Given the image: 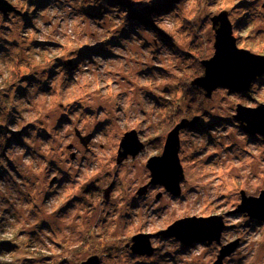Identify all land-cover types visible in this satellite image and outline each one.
<instances>
[{
  "label": "rangeland",
  "instance_id": "1",
  "mask_svg": "<svg viewBox=\"0 0 264 264\" xmlns=\"http://www.w3.org/2000/svg\"><path fill=\"white\" fill-rule=\"evenodd\" d=\"M6 1L13 8L6 14L0 11V235L13 244L7 257L24 264H73L66 258L70 248L78 245L86 252L93 245L82 261L95 254L101 257L104 248L109 261L124 264H212L218 245L239 240L235 254L224 264L264 261L263 226L241 213L225 216L239 204L241 190L249 195L264 187V144L232 118L237 104L264 103V74L241 93L217 88L200 101L201 107L184 85L196 73L199 57L213 54L210 18L221 11L228 14L236 46L264 55V0H170V11L156 20L167 38L131 18L122 0ZM53 10L62 15L48 18ZM77 19L80 23L73 25ZM37 21L43 26L37 27ZM85 38L95 43L75 47ZM92 53L102 57L101 65L90 60L81 71L83 58ZM93 66L97 70L106 66L111 84L123 89L117 102L102 98L111 91L107 80L104 88L96 89L100 96L88 94L95 107L75 98L81 87L88 90L82 80ZM60 67L68 76L58 88ZM161 79L179 84L150 83ZM34 85L39 87L33 90ZM58 93L62 99L54 108ZM141 96L145 104L139 102ZM177 103L188 117L204 109L202 122L211 120L207 130L179 133L184 174L180 195L156 187L138 196L150 178L146 163L140 164L141 151L117 162V155L109 157L102 141L121 140L125 132L136 131L132 124L139 123L146 126L136 131L139 141L151 146L155 154L150 157L160 155L168 128L180 119L175 116ZM43 109L47 111L41 117ZM154 118L159 126H154ZM75 130L89 136L86 146ZM182 135L190 138L183 140ZM109 159L117 163L116 171L90 175ZM192 210L201 214L181 215ZM216 214L224 216L220 244L188 248L171 238L153 237L167 243L150 257L125 248L134 235L156 233L147 231L154 226L153 217L166 222ZM121 239L122 246L117 243ZM112 242L113 249L108 246Z\"/></svg>",
  "mask_w": 264,
  "mask_h": 264
},
{
  "label": "water",
  "instance_id": "2",
  "mask_svg": "<svg viewBox=\"0 0 264 264\" xmlns=\"http://www.w3.org/2000/svg\"><path fill=\"white\" fill-rule=\"evenodd\" d=\"M12 10V6L6 0H0V11L3 14ZM210 21L214 31L213 54L201 61L203 74L193 79L190 84L200 88L206 98H210L217 88H227L239 93L247 91L251 83L264 73L262 71L264 55L254 54L236 46L235 38L232 36V24L226 11L212 16ZM233 118L242 124L245 133L261 136L264 144V103H260L256 107L237 104ZM192 124L193 121L182 119L166 134L161 154L150 157L145 164L150 177L148 184L159 185L165 192L174 196L180 195V182L183 180L184 174L178 157L179 132ZM75 132L83 146H86L89 136L82 137L78 130ZM120 144L117 162L128 156L135 157L144 148L134 130L125 132ZM146 187V185L141 187L137 191V195H142ZM104 195L108 196L107 189ZM233 213H241L249 219L264 223V189L260 191L259 198L248 196L244 191H240L239 204L226 216ZM224 227L223 215L185 217L176 220L167 229L154 234L134 235L131 237L130 243L125 244V248L135 255L150 257L155 250L150 243L153 237L171 238L185 247L194 244L219 243ZM237 245L238 240L223 245L212 264H223V260L234 252ZM100 262L101 257L94 255L82 261L81 264H100Z\"/></svg>",
  "mask_w": 264,
  "mask_h": 264
},
{
  "label": "clouds",
  "instance_id": "3",
  "mask_svg": "<svg viewBox=\"0 0 264 264\" xmlns=\"http://www.w3.org/2000/svg\"><path fill=\"white\" fill-rule=\"evenodd\" d=\"M69 3H71V0H68ZM136 3H143L145 5L151 6L153 0H135ZM67 11H71V9H67ZM48 18H51V16L53 15H62V13H57L54 10L47 13ZM190 19H192V17H190ZM125 21H121L120 23L123 24ZM73 25H78L80 23L79 19H77L76 21L72 22ZM43 26V21H37V27H42ZM47 32V30H46ZM73 39L76 38V33H73ZM95 41L94 40H89L87 38H85L80 44L75 45V47L79 48L82 47L83 44H89L92 45L94 44ZM147 55V54H145ZM73 58H76V54L73 53ZM95 61L96 62V66L101 65L102 63V57L96 53H92L90 56L88 57H84L83 61L80 64V68L81 71H83L84 69H87L89 61ZM93 66L92 69H90V74L87 76L83 77L82 83L83 84H87L88 85V90L85 91L83 89V87L80 88L78 95L75 97L77 99H83L86 104L85 106H93L95 107V102L91 101L88 99V94L91 93L92 95L95 96H100V93H98L96 91L97 88H104L105 87V81L107 80L108 84H111L112 81V77H107L106 73H107V68L105 67H100L99 70H97V67ZM59 73V79L57 80V86L58 88L64 83V81L67 80V76H68V70L66 68L60 67L57 68L56 70ZM262 71H264V69H262ZM3 82L0 81V84H2ZM151 84L155 85L156 87H162L164 85H178L179 81L172 79V80H156V81H151ZM36 87H39V85H34L33 86V90H35ZM72 91H77L76 89H72ZM123 91V89H121L119 87V85L116 84H111V91L107 94H105L102 98L106 99L109 101V103H114L117 102V93ZM181 99L183 98V93H181ZM62 99V94L58 93V98L56 103H54L52 105V107H56V104L59 103V100ZM139 102L141 104H145L146 101L143 100V97L141 96L139 98ZM132 101L131 98L129 99V105H131ZM13 104H15V101H13ZM43 111H47V109H43L41 112V117L43 114ZM220 114H223L222 112ZM106 117L104 115L100 116V119H105ZM33 119H35V117H33ZM153 124L154 126H159V120L155 119L153 120ZM131 127L135 128L137 133H140L142 131L145 130V125L143 124H139V123H134L131 125ZM15 130V129H14ZM68 131H70V129H67ZM33 136H35V132L32 133ZM183 140H188L190 137L189 136H184L182 135L181 137ZM97 142H101V141H97ZM103 143L108 145V156L109 157H115L117 155V152L120 150L121 144H120V138L116 137H109L107 140H103ZM201 144H203V140L200 141ZM22 154V153H21ZM155 153L151 150V146L150 145H145V147L141 150L140 153V164L141 166L145 163L148 162V159L151 155H154ZM108 171V172H114L117 170V163L115 162L114 159H109L105 166L103 168H97L96 172L91 173L90 175H95L97 172L102 173L103 171ZM163 190V189H161ZM134 194V193H133ZM249 195H256L257 198H259V194L258 193H251L249 192ZM199 215L201 213L197 212L196 210H192L191 212H187V213H182L181 215ZM175 219L176 218H166V222L161 221V222H156L155 218L153 217V223L154 226L153 227H149L147 229L148 232H157V231H161L164 229H167L170 225L175 223ZM143 221H138V223H142ZM118 244H120L122 246V239L117 241ZM150 243L152 244V246L154 248H159L161 247L162 244H166L167 242L163 239H153L150 241ZM95 246L90 245L88 250L85 251H80L79 250V246H73L72 248H70L67 253H66V258L70 261L73 262V264H81V261L89 254H91L93 252ZM201 252L205 251L204 248L200 249ZM104 250L101 249V260L104 261V264H124L123 261H117L115 259L109 261L104 255H103ZM122 255H126V253L122 254ZM255 253H254V257H255ZM127 264H132V262H127ZM260 264H264V261H261Z\"/></svg>",
  "mask_w": 264,
  "mask_h": 264
},
{
  "label": "trees",
  "instance_id": "4",
  "mask_svg": "<svg viewBox=\"0 0 264 264\" xmlns=\"http://www.w3.org/2000/svg\"><path fill=\"white\" fill-rule=\"evenodd\" d=\"M87 1H90V0H87ZM102 1H103V3H105L107 0H102ZM122 1L124 4L126 3L125 5H126L127 9L129 10L130 17L133 18L137 23H140L145 27H150L148 29H153L155 32L158 33V35L160 37L167 38V36L156 25V22H157L156 20H158V18H160L161 16H164L166 13H168V11H170V0H158L156 2H152L151 6L145 5L143 3H134V2H132V0H122ZM131 4L132 5H138L139 7L133 8V7H131ZM199 59H200V60H198V68L199 69L196 68V70H197V71L195 70L196 73H194L192 78H188L187 83L184 84V85H186V92L187 93H190L191 90L193 91V93H194L193 98L199 101V104L197 105L198 107L204 101V98L209 99V98H206L204 96V92L200 88L194 87L193 85L190 84L194 78L201 76L203 73L201 61L204 60L205 58L199 57ZM200 70L202 72H200ZM200 101H202V102H200ZM177 107L179 109H177V111H176L177 115H175V116H178V118H180V119H178V121H180L181 119H187L188 121H193V124L188 126L185 129H188V131L189 130L192 131V130H198L200 127H202L203 130H207L208 123H210L211 120H209V122H206V121L202 122V120H203L202 116H204L207 113L206 110H204V109L200 110L199 109L200 114L197 113L196 115L188 117L189 113L183 112V110L181 109L180 103H177ZM172 126H173V124L171 125V127ZM241 129H242V127H241ZM169 130L170 129L168 128V131ZM243 132H244V130H243ZM115 244L116 243L109 244L108 246L112 247V249H113L116 247V246H113ZM105 247H106V245H105ZM12 248H13V244L9 243L7 240L2 238V236L0 235V264H24L22 262V260L19 261V260L13 259L12 257H9V256L7 257V254L12 250ZM95 253H96V251H95ZM97 253H99V252H97ZM95 256H98V255L95 254ZM53 264H57V263H53Z\"/></svg>",
  "mask_w": 264,
  "mask_h": 264
},
{
  "label": "flooded vegetation",
  "instance_id": "5",
  "mask_svg": "<svg viewBox=\"0 0 264 264\" xmlns=\"http://www.w3.org/2000/svg\"><path fill=\"white\" fill-rule=\"evenodd\" d=\"M233 28V27H232ZM235 42H236V40H235ZM239 48V47H238ZM240 49H243V48H240ZM243 50H245V49H243ZM254 54H258V55H262V54H260V53H254ZM264 74V73H263ZM262 74V75H263ZM261 75V76H262ZM261 76H259V77H257L252 83H251V85L253 84V83H255ZM250 85V86H251ZM234 92V91H233ZM178 123V122H177ZM176 124V123H175ZM175 124H174V126H175ZM173 126V127H174ZM172 127V128H173ZM185 130H188V129H182L181 131H185ZM180 131V132H181ZM179 132V133H180ZM253 136H256V137H258L261 141H262V138H261V136H259V135H253ZM146 190H147V188H150V189H153L154 190V188H156V187H161V186H159V185H153V184H146ZM262 189H264V187L262 188ZM262 189H260L257 193L259 194L260 193V191L262 190ZM145 190V191H146ZM242 191V190H241ZM145 193V192H144ZM246 194V193H245ZM247 195V194H246ZM139 196V195H138ZM248 196H256V195H248ZM243 216H245V217H247L246 215H244V214H242ZM225 216H226V214H225ZM248 218V217H247ZM249 219V218H248ZM249 220H254V221H256L257 223H259V224H261L262 226H263V228H264V223H262V222H260V221H258V220H255V219H249ZM221 237H222V235H221ZM176 241V240H175ZM221 242V241H220ZM220 242L219 243H217V244H220ZM207 245H210V244H204L203 246H207ZM223 245H225V244H223ZM222 244H220V245H218L219 246V249L223 246ZM238 245H239V240H238ZM238 245H237V247H238ZM192 247L193 246H195V244L194 245H191ZM191 246H189L188 248H190ZM236 250H237V248L234 250V252L231 254V255H229V257H226L224 260H227V259H229L231 256H233V254H235V252H236ZM219 251V250H218ZM218 253V252H217ZM216 256H217V254H216ZM224 262V261H223ZM224 264V263H223Z\"/></svg>",
  "mask_w": 264,
  "mask_h": 264
},
{
  "label": "bare ground",
  "instance_id": "6",
  "mask_svg": "<svg viewBox=\"0 0 264 264\" xmlns=\"http://www.w3.org/2000/svg\"><path fill=\"white\" fill-rule=\"evenodd\" d=\"M213 40H214V36H213ZM202 70H203V68H202ZM199 77V76H198ZM197 78V77H196ZM196 78H194V79H196ZM223 89H227V88H223ZM237 124L240 126V127H242V124L240 123V122H237ZM250 136H252V135H250Z\"/></svg>",
  "mask_w": 264,
  "mask_h": 264
}]
</instances>
